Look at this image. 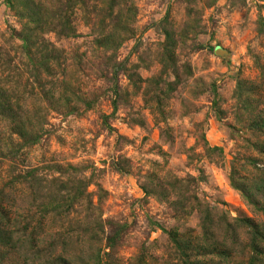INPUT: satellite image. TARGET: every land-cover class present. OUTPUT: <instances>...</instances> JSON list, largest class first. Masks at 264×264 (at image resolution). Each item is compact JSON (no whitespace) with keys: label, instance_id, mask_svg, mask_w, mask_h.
<instances>
[{"label":"rangeland","instance_id":"1","mask_svg":"<svg viewBox=\"0 0 264 264\" xmlns=\"http://www.w3.org/2000/svg\"><path fill=\"white\" fill-rule=\"evenodd\" d=\"M0 264H264V0H0Z\"/></svg>","mask_w":264,"mask_h":264}]
</instances>
